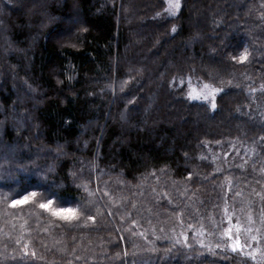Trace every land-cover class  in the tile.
Instances as JSON below:
<instances>
[{
    "label": "trees",
    "instance_id": "trees-1",
    "mask_svg": "<svg viewBox=\"0 0 264 264\" xmlns=\"http://www.w3.org/2000/svg\"><path fill=\"white\" fill-rule=\"evenodd\" d=\"M180 3L0 0V194H39L0 200V264H264L221 236L264 243V0Z\"/></svg>",
    "mask_w": 264,
    "mask_h": 264
},
{
    "label": "snow or ice",
    "instance_id": "snow-or-ice-1",
    "mask_svg": "<svg viewBox=\"0 0 264 264\" xmlns=\"http://www.w3.org/2000/svg\"><path fill=\"white\" fill-rule=\"evenodd\" d=\"M166 2H170V8L167 10L170 15L175 14V12L179 11L181 8L180 0H166ZM175 31V29H173ZM247 50H245L244 53L241 54L239 57V61L242 63L247 59ZM222 91V89L219 88H213L208 84L203 85V91L200 94H191L189 95V99H200L201 97L208 101L210 99L211 101V108L215 110L216 108V97L217 95ZM107 194V193H106ZM11 195V199H10ZM38 192L36 191H26L24 194H0V200H3L5 202H8V207L10 208H23V206L28 205L29 203L36 200L38 197ZM54 202L51 199L46 200V202H41L38 204V207L45 212L50 213L51 216L58 218L61 221L64 222H72L73 220H78L80 217V210L76 208H66V207H54ZM87 219L93 220L94 218L92 216H88ZM241 230L239 227L236 228V233H239ZM247 231H251V229H248ZM224 235L228 238L231 243H228L225 248L222 249V251H231L234 254H240L244 259H251L253 261L256 260V251L252 250L251 245L247 243H242L240 240L239 235H235V237L232 234V229H226L224 232ZM187 237H184V240L187 241ZM251 240L255 241L256 237L252 236L250 238ZM180 241L177 240L176 243H179ZM187 246V244L185 245ZM201 247H204L203 244H201ZM28 246L24 245V251L22 253V258L31 257L35 258L36 253L31 252L29 253L27 251ZM245 248H249L250 251L245 253ZM211 251V249H210ZM126 255V253H125Z\"/></svg>",
    "mask_w": 264,
    "mask_h": 264
},
{
    "label": "rangeland",
    "instance_id": "rangeland-1",
    "mask_svg": "<svg viewBox=\"0 0 264 264\" xmlns=\"http://www.w3.org/2000/svg\"><path fill=\"white\" fill-rule=\"evenodd\" d=\"M197 3L198 2H195L194 8H193V9H195V12L198 11V4ZM169 8H170V2H166V0H165V13L167 15H170L169 12L167 11ZM193 17H194V15H193ZM187 84H188V92L189 93L200 94L203 91V85H205L206 83H204V82L197 83V82L188 81ZM6 164H7L6 161L0 163L1 166L6 165ZM17 172L21 173L23 177H25L27 175L26 172H24L20 169ZM244 221L245 220H243V218H240L239 220H235V222L230 221V224L226 228H224L221 236L226 237L224 235L225 230L231 228L232 234L234 237H235V235H239L242 243H247V244L251 245L252 250H257L256 252H259V254H264V251L261 250V248L264 246V243L262 242V239H260L261 236H259L260 230L258 229L257 226H253V224L247 223ZM237 227H239L241 230L239 233H236ZM248 229H251V231H247ZM199 232H201V231H199ZM252 236L256 237L255 241L250 239ZM177 238L181 239L180 237H177ZM194 238L196 239L198 244H201V243L204 244L205 243V238L202 237L201 233H197L194 236ZM226 243L227 244L231 243V241H229L227 238Z\"/></svg>",
    "mask_w": 264,
    "mask_h": 264
}]
</instances>
